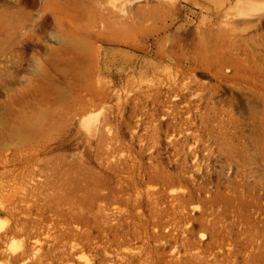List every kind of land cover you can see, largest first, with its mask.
Masks as SVG:
<instances>
[{"label":"rangeland","instance_id":"obj_1","mask_svg":"<svg viewBox=\"0 0 264 264\" xmlns=\"http://www.w3.org/2000/svg\"><path fill=\"white\" fill-rule=\"evenodd\" d=\"M0 264H264V0H0Z\"/></svg>","mask_w":264,"mask_h":264}]
</instances>
